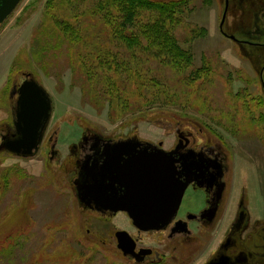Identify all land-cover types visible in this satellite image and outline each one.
I'll return each instance as SVG.
<instances>
[{
	"label": "rangeland",
	"instance_id": "obj_1",
	"mask_svg": "<svg viewBox=\"0 0 264 264\" xmlns=\"http://www.w3.org/2000/svg\"><path fill=\"white\" fill-rule=\"evenodd\" d=\"M47 1L22 0L0 29L1 136L15 129L16 90L27 78L33 77L53 100L52 117L35 155L0 149V264H206L213 254L210 247L221 240L220 225L230 226L241 197L252 214H264V191L250 190L248 182L254 175L251 166L264 164V55L259 54L264 47L252 48L223 34L225 0H176L184 1L180 12L178 6L174 9L182 19L176 34L192 53L193 67H211L213 85L202 87L199 98L193 95L185 110L173 106L114 115L104 99L98 102L89 94L68 46L52 48L45 60L36 58L34 41L44 28ZM243 2L229 0L225 23L227 32L239 37V29L253 19L252 10L264 6V0ZM150 67L159 69L158 63ZM246 107L254 113L253 120ZM180 132L193 146L217 147L228 165L226 205L214 226L202 228L193 222L190 238H171L168 231L138 233L127 212L104 216L81 199L74 182L79 171L74 149L85 134H136L172 149L182 138ZM52 150L58 152L54 157ZM258 175L264 180V173ZM239 177L243 184L238 187ZM186 203L193 209L201 205L194 194ZM120 230L132 235L137 250L140 239L139 246L159 255L141 262L124 255L116 236Z\"/></svg>",
	"mask_w": 264,
	"mask_h": 264
},
{
	"label": "trees",
	"instance_id": "obj_2",
	"mask_svg": "<svg viewBox=\"0 0 264 264\" xmlns=\"http://www.w3.org/2000/svg\"><path fill=\"white\" fill-rule=\"evenodd\" d=\"M180 2L48 0L44 28L35 36L36 58L45 60L52 48L68 46L89 94L95 101L104 99L114 115L173 106L185 110L193 95L199 98L202 87L213 85V71L193 67L192 53L176 34L182 19L174 9L181 11ZM152 63L159 69L151 68ZM168 73H173L171 79ZM202 80L191 93L192 84ZM246 108L253 120L254 113Z\"/></svg>",
	"mask_w": 264,
	"mask_h": 264
},
{
	"label": "flooded vegetation",
	"instance_id": "obj_3",
	"mask_svg": "<svg viewBox=\"0 0 264 264\" xmlns=\"http://www.w3.org/2000/svg\"><path fill=\"white\" fill-rule=\"evenodd\" d=\"M188 1V0H185ZM244 0H239L240 5H243ZM253 19L248 22L247 28L239 29V34H229L224 26L223 34L228 38L234 36L235 41L243 44H249L252 48L264 47V6L261 8L258 6L252 10ZM255 50V49H254ZM260 55H264V51H259ZM264 65V64H263ZM261 78L264 87V66L261 69ZM18 93V89L16 90ZM15 107L14 111L15 112ZM16 131L7 133V136L13 137ZM3 135V134H2ZM181 139L172 149L164 148L161 143H141L138 146V140L142 142H148L140 139L136 134L129 135L127 137H103L95 133L85 134L83 141L79 146H75L74 152L76 157V163L78 164L79 171L78 176L75 178L76 188L79 191V182L85 180L86 170L94 167L95 164H101L105 160H112L114 166L117 164L120 158H127L129 154H135L138 159V150L146 148L147 154L156 152L157 150H164L171 152L176 161L177 169L182 173V177H190L191 181L188 184L182 202L178 209L175 218L165 228L159 231L151 230L152 232L168 231L169 237L175 238L183 236L184 238H190L194 234L193 222H197L201 227H212L215 223L222 219V211L226 205L227 191H228V165L224 159L222 153L217 147H206V146H193L187 141V137L184 133L180 132ZM129 140L134 144H127L123 147L118 146L121 141ZM56 150L51 151V157L57 155ZM256 163H261L257 161ZM185 166V167H184ZM251 166L253 176H250L249 186L250 190H257L258 193L263 194L264 192V180L262 176L258 175V172L264 173V164H255L254 168ZM110 171H113L114 175L117 174L119 168L109 167ZM243 184L238 178L237 185ZM263 192V193H262ZM194 194L197 200L200 199L201 205L198 209L189 207L186 203L187 199ZM80 195V194H79ZM249 196V195H247ZM85 204L92 207L96 211L104 216H113L119 212H114L110 209L97 208L95 203L84 201ZM264 205V199H263ZM238 206V207H237ZM234 207V219L230 226L228 222L220 225V231L217 236H221V240L216 244L214 249L211 251L212 257L206 264H264V214H252L249 207L245 204L244 198L241 197L239 203ZM231 207L230 202H227V212ZM186 221L188 231L172 232V228L178 221ZM202 227V228H203ZM150 232L141 231L138 229V233ZM138 239V251L143 246H139ZM156 253V252H155ZM154 251L151 255H144L142 261H146L147 257L153 256ZM156 255V254H155ZM159 255V254H158ZM156 255V256H158ZM156 256H153L155 260Z\"/></svg>",
	"mask_w": 264,
	"mask_h": 264
},
{
	"label": "water",
	"instance_id": "obj_4",
	"mask_svg": "<svg viewBox=\"0 0 264 264\" xmlns=\"http://www.w3.org/2000/svg\"><path fill=\"white\" fill-rule=\"evenodd\" d=\"M21 1L0 0V28ZM228 10L229 0H225L221 31H224ZM231 39L235 37L231 36ZM52 112L53 100L50 94L33 77L27 78L18 89L14 112L16 134L13 137L0 134L3 141L0 149L6 148L25 157L35 155ZM141 143L151 142L138 140V146ZM127 144L134 143L124 140L117 145L123 147ZM147 152L146 148L139 149L138 159L135 154L127 152L128 157L120 158L115 166L112 160H105L100 165L95 164L87 169L85 180H82L84 184L79 188L81 199L87 203L94 202L99 209L127 212L138 229L149 231L165 228L175 218L191 179L182 177L175 164L178 159L171 152L160 149L151 155ZM110 166L119 168L117 174L110 171ZM186 225V221H178L171 233L188 231ZM116 236L123 254L137 262H141L144 255L152 252L147 248L138 251L136 240L127 230L118 231Z\"/></svg>",
	"mask_w": 264,
	"mask_h": 264
},
{
	"label": "bare ground",
	"instance_id": "obj_5",
	"mask_svg": "<svg viewBox=\"0 0 264 264\" xmlns=\"http://www.w3.org/2000/svg\"><path fill=\"white\" fill-rule=\"evenodd\" d=\"M7 19H8V18H7ZM16 93H17V92H16ZM15 96H16V94H15ZM14 107H15V110H16V103H15ZM80 182H81V184H80V187H79V188L81 189L84 183H82L81 179H80ZM140 230H141V229H140ZM141 231H144V230H141ZM149 231L152 232L151 230H149ZM155 231H159V229H158V230H155ZM160 232H162V231H160Z\"/></svg>",
	"mask_w": 264,
	"mask_h": 264
}]
</instances>
